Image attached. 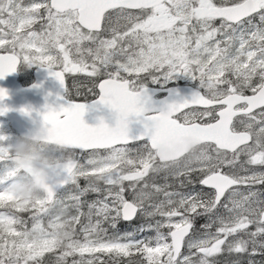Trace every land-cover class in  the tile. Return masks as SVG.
<instances>
[{
  "label": "snow or ice",
  "instance_id": "obj_1",
  "mask_svg": "<svg viewBox=\"0 0 264 264\" xmlns=\"http://www.w3.org/2000/svg\"><path fill=\"white\" fill-rule=\"evenodd\" d=\"M20 63L64 89L38 112L62 151L21 203L0 135V264H264V0H0V79Z\"/></svg>",
  "mask_w": 264,
  "mask_h": 264
},
{
  "label": "clouds",
  "instance_id": "obj_2",
  "mask_svg": "<svg viewBox=\"0 0 264 264\" xmlns=\"http://www.w3.org/2000/svg\"><path fill=\"white\" fill-rule=\"evenodd\" d=\"M14 157L12 172L4 176L16 201L31 203L42 198L51 186L53 170L60 161L62 146L56 144L49 129L39 123L9 143Z\"/></svg>",
  "mask_w": 264,
  "mask_h": 264
},
{
  "label": "water",
  "instance_id": "obj_3",
  "mask_svg": "<svg viewBox=\"0 0 264 264\" xmlns=\"http://www.w3.org/2000/svg\"><path fill=\"white\" fill-rule=\"evenodd\" d=\"M43 73L49 74V71L44 70ZM41 74L38 72L35 73L37 79L30 86V112L21 111L20 109L19 104L22 102H19L17 97L21 95L23 91H18L17 89L19 88L15 89L13 87L11 89L9 86H4L3 80L0 79V87L7 91V96L0 101V107L5 108L6 110L0 113V115L10 119L12 127L20 134L41 123L38 112L43 111L46 103L54 104L59 102L58 97L63 96L64 89L61 87L59 81L53 76L46 74L45 76L47 79H40L38 77ZM101 118H103L104 122L109 125L114 123L113 111L104 105L96 104L94 107L88 108L83 114L85 123L89 125L97 124ZM130 128L135 132L137 125L133 123L130 125Z\"/></svg>",
  "mask_w": 264,
  "mask_h": 264
},
{
  "label": "flooded vegetation",
  "instance_id": "obj_4",
  "mask_svg": "<svg viewBox=\"0 0 264 264\" xmlns=\"http://www.w3.org/2000/svg\"><path fill=\"white\" fill-rule=\"evenodd\" d=\"M44 70H46V68H43L37 64L20 63L18 64L17 69L14 72L6 74L4 78L1 79L3 80L4 86H9V88L11 87V89L13 87L15 89L19 88L20 90L17 89L18 91H23L22 94L18 96V99L22 100L21 102H27V105L20 106L22 109L27 108L30 110V85L36 80L35 73L42 72V74L38 78H42L43 76H45V74H43ZM65 82L66 87L69 89V95L73 100H76L77 102H84L85 100L90 101L94 98L91 93L87 92V89L85 87H81V92L83 93V95L77 96L76 94L74 83L80 85H86L90 83L84 74L66 73ZM0 121H6L10 126V122L7 119L0 117ZM15 133L17 134V132Z\"/></svg>",
  "mask_w": 264,
  "mask_h": 264
},
{
  "label": "rangeland",
  "instance_id": "obj_5",
  "mask_svg": "<svg viewBox=\"0 0 264 264\" xmlns=\"http://www.w3.org/2000/svg\"><path fill=\"white\" fill-rule=\"evenodd\" d=\"M28 2H29V0H24V3H28ZM34 29L38 31L39 30V25L38 24L35 25ZM181 83H183V82H181ZM0 135H3V136L6 137L5 143L12 142L14 140V138L17 136V134L14 132L13 129H11L9 124L7 122H4V121H0ZM129 146L130 147H136L137 145L136 144H130ZM79 183H80L81 186H84V184L86 182L84 181L83 178H81L79 180ZM90 198H94V195H91ZM0 211H5V210L3 208H0ZM24 215L26 216L27 214H24ZM140 222L141 221L138 219V222L136 224H134V226L138 225ZM199 223H203V220H200ZM148 235H153V233L149 232Z\"/></svg>",
  "mask_w": 264,
  "mask_h": 264
},
{
  "label": "trees",
  "instance_id": "obj_6",
  "mask_svg": "<svg viewBox=\"0 0 264 264\" xmlns=\"http://www.w3.org/2000/svg\"><path fill=\"white\" fill-rule=\"evenodd\" d=\"M91 195H93V194H89V195L86 197V199H88V200L93 199V198H90ZM4 210L7 211L6 209H4ZM137 222H138V219L135 220V221H133V226H134V224H136ZM120 228H121V230H124V229H126V228H129V225H127V224H125V223H121ZM148 233H149V232H148ZM148 233H144V235H148ZM221 259H223V257H221ZM258 259H259V258H258Z\"/></svg>",
  "mask_w": 264,
  "mask_h": 264
}]
</instances>
